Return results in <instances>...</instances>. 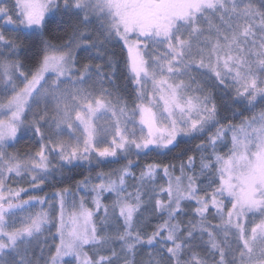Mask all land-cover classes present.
Wrapping results in <instances>:
<instances>
[{
  "label": "snow or ice",
  "instance_id": "snow-or-ice-1",
  "mask_svg": "<svg viewBox=\"0 0 264 264\" xmlns=\"http://www.w3.org/2000/svg\"><path fill=\"white\" fill-rule=\"evenodd\" d=\"M56 13L75 18L68 38L59 45L41 39L43 55L29 71H21L22 63L8 59L18 46L5 35V27L28 29L43 38L49 14ZM0 21V45L8 50L0 52L4 93L0 97V264H40L41 259L44 264H72L65 257L74 258L77 264H137L138 247L157 245L155 253L149 251L146 264H264V0H259V6L253 0H0ZM95 22L104 40L118 38L128 49L136 88L130 112L126 102L118 95L113 98L103 87L106 77L111 83L114 72L104 73V65L96 64L93 81L90 62L76 68L79 51L96 49L103 56L102 45L88 39L89 25ZM208 82L221 89L219 99L205 90ZM229 92L234 94L229 96ZM229 103L242 107L233 110L231 118L221 116V108ZM257 105L262 107L253 111ZM243 111L252 115L233 123ZM29 112L32 119L26 123ZM108 113L109 119L99 123ZM20 133L39 137L38 150L23 160L6 151ZM184 138L200 139L195 149L180 152H199V171L194 155L181 161L180 175L175 177V166L163 165L166 188L157 191L155 187L161 165L146 164L135 176L129 161L116 170L118 178L97 173L100 183L90 189L94 209L86 207L89 177L76 182L78 189L84 186L85 196L78 206L73 199L70 213L67 198L76 193L68 188L58 190L60 211L55 227L59 242L54 252L48 249L46 259V240L40 237L51 226L50 213H29L15 226L17 213L33 201L43 204L45 198L21 200L28 189H6L10 174H28L29 184L39 187L50 173L64 167L104 162L121 153L140 156L170 151V146L177 147ZM218 145L228 147L227 152L219 153ZM54 159L59 167L53 166ZM206 175V189H201L198 179ZM130 176L138 181L135 192L127 191ZM201 191L203 195L198 194ZM103 193L115 194L111 205L102 203ZM164 193L167 200L159 198ZM152 194L157 197L156 213L166 214L167 219L147 235L137 227L136 217L151 202ZM185 201H195L193 214L200 217L196 223L188 222L191 227L186 232L177 220ZM100 209L103 223L98 226L94 217ZM117 209L123 232L102 235ZM213 209L219 223L206 224ZM249 217L258 219L253 222ZM197 230L208 236L210 262L207 255L191 250ZM117 243L119 249L114 247ZM85 247L108 254L93 259ZM186 254L188 258L183 259Z\"/></svg>",
  "mask_w": 264,
  "mask_h": 264
},
{
  "label": "trees",
  "instance_id": "trees-1",
  "mask_svg": "<svg viewBox=\"0 0 264 264\" xmlns=\"http://www.w3.org/2000/svg\"><path fill=\"white\" fill-rule=\"evenodd\" d=\"M253 3L259 6V0H253ZM75 23V18L71 16H61L60 13H56L54 16L49 15L48 23L46 25V28L44 29V36L43 38L40 37L37 33H33L30 31H23L19 30L16 33V36H14L15 42L17 44V48L15 49V54L12 56H9L8 59L12 61H19L24 65L22 71H29L31 68H33L36 64V61L40 58V56L43 55V52L41 51L43 45L41 44V39H47L50 43L59 45L62 43L63 40H66L68 38V35L71 33V27L70 25ZM98 22L93 23L92 25H89V31L90 36L88 39L90 41H95L98 44H101V48L99 49L100 52L103 53V56L100 57L97 55L96 49H89L88 52L79 51L77 55V64L76 68L79 69L83 68V65L85 63L90 62L92 64L93 70L95 72V65L101 64L104 65V67L101 69L104 73H113L114 75L111 76V83L108 82V78H105L104 85L107 87L115 96H119L121 102H126L128 105L129 112L134 107L135 104V95H136V88L133 84V77L129 71V55L126 47L124 44L118 39V38H110L109 40H104V37L101 35V33L98 31ZM204 27H207V24H204ZM77 68V69H78ZM76 73L79 74V71H76ZM197 77H200L199 73L194 72ZM1 85V83H0ZM206 91L213 92L217 98L221 95H223L221 89H217L213 87L211 82L204 84ZM3 88L0 86V91ZM1 94H3V91H1ZM232 92H229V96H231ZM225 99H228V96L224 97ZM242 106L231 104L226 108H221V116L227 115L231 118L233 110L236 108H240ZM262 106L257 105V107L253 110L258 112ZM33 110H35L33 108ZM252 115V112L250 111H243L242 115L235 117V119L232 121L233 123H239L241 119L244 117H250ZM32 119V113L29 112L28 116L26 117V123L27 121H30ZM222 123H227V121H221ZM49 129L45 126V132H48ZM214 131V129H213ZM205 136H207V133H205ZM200 139H204V137H201ZM200 139H191L188 138L181 139L180 144L177 147H171V150H164V151H153L149 152L147 155H140L137 156L135 154L132 155H124L121 153L119 157L112 158L104 162H96L95 160L91 165L87 164L86 162L82 167H64L63 169L52 172L50 175L44 180V183L40 185L39 187L30 186L25 189H28L26 193H22L20 199L26 200L30 196L35 197H44L49 198L56 196V193L58 190H62L64 188H68L71 192L76 193L77 192V181H80L84 179L85 177H89L90 181L93 179H96L97 173L103 172L105 174H113V177H117L118 169H120L123 165L127 164L129 161H132V164L136 167L143 168L146 164L149 163H155L159 165H175V164H181V161L187 160V155H194L197 156V151H188L185 155H180V152L182 149H195L196 145L200 143ZM39 137H35L31 135V133H20L18 134L17 139L14 142H10V146L7 147L6 151L9 153L17 154L21 160L27 159L29 155H34L35 152L39 148L38 143ZM53 166L59 167L56 164V160H53ZM11 175V174H10ZM28 176L27 182L19 183L17 182L18 189L24 188V185L26 183H29L30 176ZM9 177V176H8ZM7 177V179H8ZM19 179V178H18ZM17 189V190H18ZM77 199V193L73 197ZM227 206L229 205L226 204ZM197 207V204L195 201H185L182 204L183 212L181 215L177 217L178 221H182V227L184 228L185 232L188 230V228L191 227V225L188 223L189 221H193V223H196L200 217L195 216L193 214V210ZM143 208L141 210L142 214H139L136 217V224L138 228H141L143 232L147 235H150L155 227L162 223L165 219H167V215L161 216L156 213V211L150 215L149 217L144 215ZM226 209V208H225ZM152 213V212H151ZM215 213V209H213L210 213H208L206 218V224L215 225L219 223L218 218H213ZM140 216H144V220H139L138 218ZM153 218V219H152ZM98 219V220H97ZM97 223L99 225H102L101 216L98 214L97 216ZM114 219V218H113ZM198 219V220H197ZM116 220V221H115ZM187 220V221H186ZM115 222L109 226V229L113 227V230L111 234L107 232V229L105 231L108 235L115 236L120 232H123L122 230V223L121 220L116 217L114 219ZM147 225V226H146ZM190 225V226H189ZM166 235V233H164ZM218 239H222V234L218 235ZM207 240L208 236L207 234L201 236L199 233V230H197L196 238L192 241V251L199 253L201 256L207 255L209 262L211 261V253L209 252L208 246H207ZM233 247H235V240H232ZM114 247L119 249V244H115ZM160 247V246H159ZM158 246H156L153 249H149L147 246H140L137 249V255L135 256V259L137 261V264H146V262L149 259L148 253L149 251H152L155 253L158 249ZM165 246V251H166ZM89 256H91L93 259L96 258L97 255L103 254L107 255V252H87ZM233 253H230V258ZM187 254L183 257V259H187ZM122 264V262H121Z\"/></svg>",
  "mask_w": 264,
  "mask_h": 264
},
{
  "label": "rangeland",
  "instance_id": "rangeland-1",
  "mask_svg": "<svg viewBox=\"0 0 264 264\" xmlns=\"http://www.w3.org/2000/svg\"><path fill=\"white\" fill-rule=\"evenodd\" d=\"M50 15V14H49ZM0 24H2V21H0ZM206 28V27H205ZM23 31H30L28 29H22ZM17 31L19 30H15V26H12V25H9V26H6L5 27V35L9 38H14V36H16V33ZM207 34V33H206ZM121 41V40H120ZM123 43V41H121ZM124 44V43H123ZM125 46V45H124ZM126 47V46H125ZM127 49V47H126ZM8 50L3 48L2 45H0V52H7ZM128 51V49H127ZM129 55V53H128ZM78 68V67H77ZM79 69V68H78ZM22 71V70H21ZM75 75H79L78 73H74ZM18 75V73L16 74ZM52 77L49 78V82L51 81ZM96 79V76H95V72L93 70V74H92V80L94 81ZM17 84L22 87L23 85L19 82V80H17ZM2 88H3V84L1 83L0 85ZM103 87H105V85H103ZM97 88H99V85H97ZM107 88V87H105ZM108 89V88H107ZM109 90V89H108ZM1 91H3L1 89ZM1 91H0V97H3L4 93L1 94ZM110 91V90H109ZM111 92V91H110ZM112 93V92H111ZM112 97H116L113 93H112ZM33 108L35 109V105L33 106ZM49 116L52 115V105L49 104ZM110 113H108L106 116H104L103 118H101L100 121H98L99 123L103 124L106 120L109 119L110 117ZM47 127V126H46ZM55 127V125H53V128ZM48 128V127H47ZM137 134H139L137 132ZM230 138H231V133H229V136H228V139H227V145L228 147H230ZM103 146V145H101ZM228 147H225L223 145H218L217 146V151L221 154H224L227 152L228 150ZM164 151V150H162ZM211 148L208 149V152H211ZM121 156V155H120ZM200 153L198 152L197 156H196V171L198 172L199 171V164H200ZM112 159V158H110ZM175 169L173 171V177L175 176H178L180 175V164H175ZM143 168L141 167H136L135 165H133V167L131 168V172L135 175V176H139L141 170ZM119 176V172L117 173V177H113V178H118ZM19 178V179H18ZM27 179H28V176L26 174L23 175V177H17L14 173L9 175L8 179H7V183H6V189L7 188H11L13 190H17L18 187H17V182L19 183L18 185H20L21 183H25L27 182ZM187 181L185 180V183ZM207 182H208V177L207 175L205 177H200L198 179V185L201 189H206V185H207ZM100 183V181L98 179H93L92 181H90L89 185H88V195L86 196V207L88 208H93L94 209V205L92 203V193L90 192V189H91V186L93 184H98ZM138 181L134 180L131 176L127 179V185H128V188H127V191L128 192H135V187L134 185L137 184ZM168 185V177H166L164 175V172H163V167L161 165V168L160 170L158 171L157 175H156V178H155V187L157 189V191L159 190L160 187H164L166 188ZM32 185H30L29 183H26L24 185V188H27V187H30ZM151 182H149V187H151ZM210 191V189H207ZM77 199L76 198H73V196H69L67 199H68V207H67V212L70 213L73 208H72V201L73 199H75L76 203H77V206H78V203H79V199L81 196H85V188L83 185L80 186L79 189H77ZM199 195H203V191H201L200 193H198ZM58 197L57 196H53V197H49V198H46L45 199V202L43 204H41L40 202H37V201H33L32 202V206L27 208L23 213H17L16 214V220H15V226H19L20 224V220H21V217L25 216V215H28L29 213L31 214H35L37 212H41V211H45V212H49L50 213V219L52 221L51 223V226L47 227L46 230L42 233L41 237H40V240L43 242L46 240V244H45V252H44V259H46L48 257V255H50L48 249L51 248V251H55V244L59 242V236L56 234V227H55V223L57 222V219H58V213L60 211V207H59V198L57 199ZM101 201L103 204L105 205H111L112 202L116 199L115 197V194L113 193H103L101 195ZM105 198V199H104ZM156 195L155 194H152L151 196V202L148 204L147 207H145V209L143 210L144 212V215L149 217L150 215H152L154 212H155V208H154V205H155V200H156ZM163 200H167V194L164 193L161 197H159ZM51 199V200H50ZM145 201H148V196H145ZM226 204H228L229 202L228 201H225ZM42 205V206H41ZM227 207H231V204L229 203V205ZM54 210V211H53ZM111 211V209H110ZM152 212V213H151ZM53 213V214H52ZM103 209H100L99 210V215L103 216ZM140 214H142V212H140ZM227 214V208L225 209V216ZM97 216L96 215L94 217V220L96 221L97 219ZM119 216V210L117 209L116 210V214H115V217H110V222L109 224L112 225L114 221V219H116V217ZM114 218V219H113ZM140 221L141 220H144V216H140L138 218ZM250 220H253V222H255V219H258V218H252V217H249ZM98 220V219H97ZM121 220V223L123 225V220ZM9 224L12 225L13 224V221L11 218H9ZM97 222V221H96ZM103 223V222H102ZM98 226H101L99 225V223H97ZM138 227V226H137ZM251 228V224H249V229ZM105 229H107V232L109 234H111L112 230H113V227L109 229V226L106 225L104 226V231L101 233L102 235L103 234H107V232L105 231ZM122 230H124V228L122 227ZM55 237V238H53ZM159 247V245H157ZM85 252H94L93 248L91 247H85L84 249ZM36 253L37 255H39V248L37 247L36 249ZM65 260H71L72 264H77V261L74 259V258H71V257H65L64 258ZM40 264H44V260L41 259L40 261Z\"/></svg>",
  "mask_w": 264,
  "mask_h": 264
},
{
  "label": "bare ground",
  "instance_id": "bare-ground-1",
  "mask_svg": "<svg viewBox=\"0 0 264 264\" xmlns=\"http://www.w3.org/2000/svg\"><path fill=\"white\" fill-rule=\"evenodd\" d=\"M167 186V185H166ZM58 199V198H57ZM105 199V198H104ZM51 200V199H50ZM42 206V205H41ZM60 207V206H59ZM54 211V210H53ZM53 214V213H52ZM153 219V218H152ZM198 220V219H197ZM187 221V220H186ZM192 221V220H191ZM193 222V221H192ZM147 226V225H146ZM190 226V225H189ZM184 227V226H183Z\"/></svg>",
  "mask_w": 264,
  "mask_h": 264
}]
</instances>
